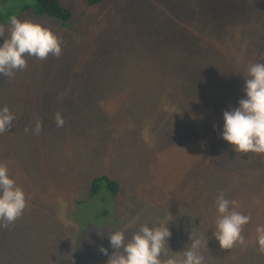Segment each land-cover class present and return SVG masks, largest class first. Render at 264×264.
Masks as SVG:
<instances>
[{"label":"rangeland","instance_id":"1","mask_svg":"<svg viewBox=\"0 0 264 264\" xmlns=\"http://www.w3.org/2000/svg\"><path fill=\"white\" fill-rule=\"evenodd\" d=\"M60 1L66 25L0 0L3 37L16 16L62 44L59 57L28 56L25 69L0 75V106L15 114L0 162L27 199L0 223V264H106L109 233L169 218L161 264L182 258L190 233L208 240L204 264H264V154L235 153L219 135L248 65L264 62V0ZM103 174L117 195L79 201ZM220 192L250 216L230 249L212 232Z\"/></svg>","mask_w":264,"mask_h":264},{"label":"clouds","instance_id":"2","mask_svg":"<svg viewBox=\"0 0 264 264\" xmlns=\"http://www.w3.org/2000/svg\"><path fill=\"white\" fill-rule=\"evenodd\" d=\"M8 33L3 37L0 29V75L11 78L16 71L25 69L28 56L43 60L50 54L59 57L62 53L60 38L50 28L31 20L11 17ZM243 81L244 95L236 106L223 111L219 135L235 153L264 154V62L250 63ZM55 118L57 126H63L64 119L59 112ZM14 119L15 114L7 105L0 106V133L11 129ZM40 127L41 122L37 121L35 131L38 132ZM214 204L216 216L212 232L220 248L230 249L236 243H243L242 231L250 216L237 211L235 202L226 198L223 192L217 194ZM26 206L23 188L9 175L7 165L0 162V223L7 226L14 222ZM170 220L152 225L142 223L130 237L125 230L109 233V244L114 251L108 255V248H100L103 254L108 255L106 264H161L162 250L170 239L167 226ZM256 233V243L264 252V225H258ZM207 243L208 240L190 233L188 250L179 261L172 260L169 264H204L199 250Z\"/></svg>","mask_w":264,"mask_h":264},{"label":"trees","instance_id":"3","mask_svg":"<svg viewBox=\"0 0 264 264\" xmlns=\"http://www.w3.org/2000/svg\"><path fill=\"white\" fill-rule=\"evenodd\" d=\"M14 5H18L23 9H31L38 16H53L58 18L63 25H66L70 20L71 11L63 5L60 0H11ZM103 0H88L90 5L100 3ZM119 192V183L109 175H99L92 178L89 185V194L86 199H78L81 202L84 200H92L95 203L104 204L109 198H114ZM106 195L104 201L101 200V194ZM100 196L98 201V197ZM80 202V203H81ZM105 215L107 210L102 211ZM94 221V220H92ZM100 223V222H99Z\"/></svg>","mask_w":264,"mask_h":264}]
</instances>
